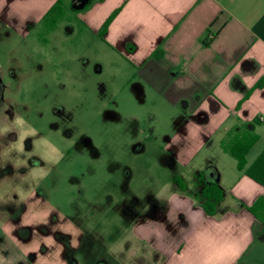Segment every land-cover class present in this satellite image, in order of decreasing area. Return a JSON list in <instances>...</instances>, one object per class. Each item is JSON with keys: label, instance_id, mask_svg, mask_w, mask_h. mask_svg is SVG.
<instances>
[{"label": "crops", "instance_id": "crops-1", "mask_svg": "<svg viewBox=\"0 0 264 264\" xmlns=\"http://www.w3.org/2000/svg\"><path fill=\"white\" fill-rule=\"evenodd\" d=\"M65 9L133 70L126 83L142 85L151 103L183 107L161 148L178 172L157 207L129 214L126 264H264V187L221 148L248 130L257 141L246 165L264 149V0H0V22L52 28ZM209 183L222 195L212 215L199 196ZM35 237L13 241L24 264H65L63 245Z\"/></svg>", "mask_w": 264, "mask_h": 264}, {"label": "rangeland", "instance_id": "rangeland-1", "mask_svg": "<svg viewBox=\"0 0 264 264\" xmlns=\"http://www.w3.org/2000/svg\"><path fill=\"white\" fill-rule=\"evenodd\" d=\"M70 15L52 32L0 22V264L27 262L13 241L35 235L65 264H126L129 214L157 207L178 172L161 148L183 107L126 83L133 70Z\"/></svg>", "mask_w": 264, "mask_h": 264}, {"label": "trees", "instance_id": "trees-1", "mask_svg": "<svg viewBox=\"0 0 264 264\" xmlns=\"http://www.w3.org/2000/svg\"><path fill=\"white\" fill-rule=\"evenodd\" d=\"M117 11L118 9L113 11L104 21L99 32L100 34L105 31ZM256 141V135L252 134L248 130H244L241 133L229 135L227 141L221 142V148L224 152L236 160L237 168L239 170H243L245 176L264 187V149L249 165H246V155L250 147ZM197 181L199 182L200 180L197 178ZM173 183L181 189L184 188V183H182L179 177H175L173 179ZM199 196L201 199V208L205 214L212 215L214 213L216 203L219 202L222 197L220 189L214 183L204 184L201 188ZM253 235L255 236L256 233H253Z\"/></svg>", "mask_w": 264, "mask_h": 264}, {"label": "clouds", "instance_id": "clouds-1", "mask_svg": "<svg viewBox=\"0 0 264 264\" xmlns=\"http://www.w3.org/2000/svg\"><path fill=\"white\" fill-rule=\"evenodd\" d=\"M20 122H21V121L18 119V120H17V123H20Z\"/></svg>", "mask_w": 264, "mask_h": 264}, {"label": "flooded vegetation", "instance_id": "flooded-vegetation-1", "mask_svg": "<svg viewBox=\"0 0 264 264\" xmlns=\"http://www.w3.org/2000/svg\"><path fill=\"white\" fill-rule=\"evenodd\" d=\"M0 94H1V89H0ZM0 105H1V99H0Z\"/></svg>", "mask_w": 264, "mask_h": 264}]
</instances>
